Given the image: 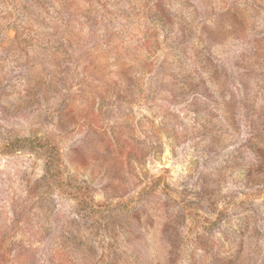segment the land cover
Wrapping results in <instances>:
<instances>
[{
	"label": "rangeland",
	"instance_id": "1",
	"mask_svg": "<svg viewBox=\"0 0 264 264\" xmlns=\"http://www.w3.org/2000/svg\"><path fill=\"white\" fill-rule=\"evenodd\" d=\"M0 264H264V0H0Z\"/></svg>",
	"mask_w": 264,
	"mask_h": 264
}]
</instances>
